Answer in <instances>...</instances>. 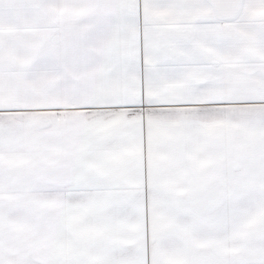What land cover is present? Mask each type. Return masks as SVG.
Instances as JSON below:
<instances>
[{"label": "snow or ice", "instance_id": "1", "mask_svg": "<svg viewBox=\"0 0 264 264\" xmlns=\"http://www.w3.org/2000/svg\"><path fill=\"white\" fill-rule=\"evenodd\" d=\"M0 264H264V0H0Z\"/></svg>", "mask_w": 264, "mask_h": 264}]
</instances>
